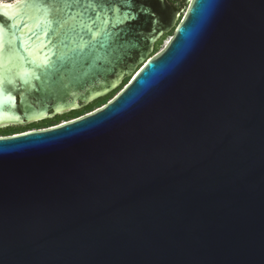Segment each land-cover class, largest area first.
I'll list each match as a JSON object with an SVG mask.
<instances>
[{"label": "water", "instance_id": "95a60500", "mask_svg": "<svg viewBox=\"0 0 264 264\" xmlns=\"http://www.w3.org/2000/svg\"><path fill=\"white\" fill-rule=\"evenodd\" d=\"M183 10L0 3V125L127 80L0 139V264H264V0Z\"/></svg>", "mask_w": 264, "mask_h": 264}, {"label": "flooded vegetation", "instance_id": "af4514ba", "mask_svg": "<svg viewBox=\"0 0 264 264\" xmlns=\"http://www.w3.org/2000/svg\"><path fill=\"white\" fill-rule=\"evenodd\" d=\"M166 1L170 4L173 11H175L173 8V4H172L174 2H170V0H166ZM178 1L180 2L182 0H175V3H177ZM15 98L17 101V97ZM71 114H72L71 112H68V113H64L61 115H56L46 120L35 121V122L24 124V125H15V124L0 125V139L12 138V137L21 136L27 133H31V132H38V131H44V130L56 128L58 126H62L63 124L75 121L84 116V115H81V116L75 117V116H72Z\"/></svg>", "mask_w": 264, "mask_h": 264}, {"label": "trees", "instance_id": "16d2710c", "mask_svg": "<svg viewBox=\"0 0 264 264\" xmlns=\"http://www.w3.org/2000/svg\"><path fill=\"white\" fill-rule=\"evenodd\" d=\"M170 2H174L173 4V8L175 11L180 10L181 8H184V3L183 1H178L177 3H175V0H170ZM166 36H163L155 45H154V49H153V53H157L163 43V41L165 40ZM127 80H124L123 83L121 84V86L115 90L114 92L108 94L107 96L100 98L90 104H88L87 106H85L84 108L77 110V111H72L71 115L72 116H81V115H85L87 113L92 112L93 110L103 106L104 104H106L108 101H110L118 92L119 90L126 84Z\"/></svg>", "mask_w": 264, "mask_h": 264}, {"label": "rangeland", "instance_id": "374dc122", "mask_svg": "<svg viewBox=\"0 0 264 264\" xmlns=\"http://www.w3.org/2000/svg\"><path fill=\"white\" fill-rule=\"evenodd\" d=\"M14 1H16V0H0V3H12ZM190 2H191V0H188V3L184 4V10L182 12H180V16L177 19L176 25L183 19L184 15H185V12H186ZM172 33H173V29L167 35H165L166 38L163 41L159 51L163 48V46H165L166 42L170 39V36L172 35Z\"/></svg>", "mask_w": 264, "mask_h": 264}, {"label": "snow or ice", "instance_id": "6c2138e0", "mask_svg": "<svg viewBox=\"0 0 264 264\" xmlns=\"http://www.w3.org/2000/svg\"><path fill=\"white\" fill-rule=\"evenodd\" d=\"M4 50L2 42H0V53H2Z\"/></svg>", "mask_w": 264, "mask_h": 264}]
</instances>
